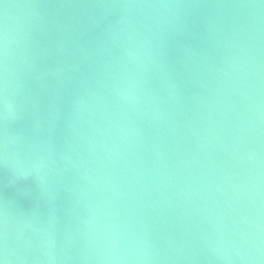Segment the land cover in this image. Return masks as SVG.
<instances>
[{"label": "water", "instance_id": "1", "mask_svg": "<svg viewBox=\"0 0 264 264\" xmlns=\"http://www.w3.org/2000/svg\"><path fill=\"white\" fill-rule=\"evenodd\" d=\"M5 2L21 5L0 121L14 264H101L114 241L159 264H264V8L215 6L259 0H195L164 33L102 6L119 0Z\"/></svg>", "mask_w": 264, "mask_h": 264}, {"label": "clouds", "instance_id": "2", "mask_svg": "<svg viewBox=\"0 0 264 264\" xmlns=\"http://www.w3.org/2000/svg\"><path fill=\"white\" fill-rule=\"evenodd\" d=\"M0 5L4 9L3 13V31L0 32V121L7 123V112L12 103V92L9 83V33L7 21L9 19L8 9L11 7H21V5H13L0 0ZM47 5H27V7H46ZM63 6V5H61ZM103 7L119 8L126 11H139L145 14V19L154 24L157 32L164 33L168 30L179 31L184 24L185 11L193 8L203 7L204 5L195 2V0H119L110 4H104ZM216 7H236L248 9L264 8V0L259 3H238L233 5L218 4ZM143 27V25H142ZM148 32L152 35V29L148 28ZM131 55V53L129 54ZM161 71L164 66L160 65ZM120 99L126 104L135 107L137 100L129 91L125 90L119 93ZM8 143L7 137L0 143V164L8 167ZM38 167V165H37ZM9 185L15 184V178H10ZM101 261V264H159L165 260L160 256L151 245L145 242L144 247H138L134 244H128L120 247L115 241L110 247L104 250L103 254L94 257ZM171 259V257H167ZM225 259H228L225 257ZM20 257L9 249L7 244V221L5 219L3 226L2 242H0V264H14L19 261Z\"/></svg>", "mask_w": 264, "mask_h": 264}]
</instances>
